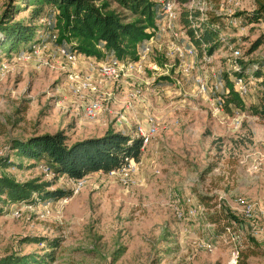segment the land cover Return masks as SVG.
Listing matches in <instances>:
<instances>
[{
  "label": "rangeland",
  "instance_id": "obj_1",
  "mask_svg": "<svg viewBox=\"0 0 264 264\" xmlns=\"http://www.w3.org/2000/svg\"><path fill=\"white\" fill-rule=\"evenodd\" d=\"M173 1L179 20L172 28L178 37L186 32L181 20L185 11L226 2ZM241 2L243 9L236 10V15L251 13L256 6L255 0ZM8 3L10 0H0V17ZM12 3L19 7L13 19L33 20L32 6ZM34 23L44 25L42 20ZM221 23L225 39L242 50V61L264 70V39L253 49L254 42L264 36V16L258 22L245 20L238 27ZM42 30L41 42H46L47 28ZM171 39L169 29L156 31L148 42L144 69L123 72L117 79L102 77L97 64L87 58L74 64L38 67L33 59L13 61L0 56V60L8 59L10 66L0 72V150L16 164L6 172L20 181L55 178L50 188L69 190L72 185L66 176H55L45 166L16 155L9 147L14 138L61 129L71 142L102 135L106 123L121 129L115 124L118 112H125L129 119L134 113V122L148 116L157 121V133L143 148L131 181L124 182L115 174L92 173L86 176L85 187L72 191L66 201L4 207L0 213V257L13 253L45 257L52 252L48 264H230L232 253L238 250L237 264H264V235L258 240L250 237L244 218L234 209V198L243 196L264 211V117L234 107L231 113L226 112L220 102L224 85L220 92H197L196 74L214 70L220 80L224 78L227 46L222 43L209 62L198 58L195 68L185 74L179 67L181 60L168 46ZM48 49L54 51L55 46L49 43ZM47 58L48 53L40 62ZM90 73L96 90L80 98L73 92L74 82ZM261 76L244 100L264 108L263 71ZM95 97L104 99L109 110L96 120H87L82 104ZM101 118L104 122L99 124ZM130 128L133 130L132 124ZM222 202L239 223L229 232L217 234L219 224L209 223L208 216L219 210ZM189 205L204 209L194 217H179L177 211L185 213ZM56 238L59 244L52 246ZM207 243L213 244L211 250L204 246Z\"/></svg>",
  "mask_w": 264,
  "mask_h": 264
},
{
  "label": "trees",
  "instance_id": "obj_2",
  "mask_svg": "<svg viewBox=\"0 0 264 264\" xmlns=\"http://www.w3.org/2000/svg\"><path fill=\"white\" fill-rule=\"evenodd\" d=\"M13 1H22L32 6L30 16L33 20L25 22L22 19H13L15 10L19 9ZM255 5L251 13L243 14L248 23L258 22L264 16V0H255ZM198 15V12L192 15L193 20L202 27L198 37L190 27L191 21L187 11L182 14L181 20L195 46L201 51L202 45H206V51L211 55L222 44L218 40L217 31L209 25L217 21V17L211 15L207 22H198L195 19ZM46 17L54 20L47 31L56 30V44H68L76 52L97 60L109 56L120 60H136L139 46L154 35L159 25L158 7L153 0H10L0 17V56L10 57L12 54L27 51L33 43H40L43 38H39L38 32L46 26L40 27L34 20ZM263 39L264 36L257 39L253 49L260 45ZM158 62L162 65V62ZM244 65L250 66L247 63ZM257 66L254 74L259 76L264 70L262 66ZM223 79L228 91L221 95L220 102L226 112L231 113L234 107L264 117V108L255 102L246 104L233 90L228 73ZM9 147L16 155L41 164L53 175L62 174L69 180L96 172L108 174L117 171L123 168L129 159L138 162L143 152L140 138L113 129H107L99 136L73 142L63 129L53 133L32 134L27 138L12 139ZM15 165L8 153L0 156V213L4 207L24 203L56 202L72 193L71 188H50L55 178L42 180L40 177H34L20 181L6 172V169ZM201 199L205 202L203 197ZM208 221L219 224L217 234L224 232L226 226L239 223L236 214L226 207L224 202L219 210L208 216ZM219 222L224 223L220 225ZM58 244V238L51 243L52 246ZM48 259H52V252L46 253L45 257L13 253L0 257V264H48Z\"/></svg>",
  "mask_w": 264,
  "mask_h": 264
},
{
  "label": "built area",
  "instance_id": "obj_3",
  "mask_svg": "<svg viewBox=\"0 0 264 264\" xmlns=\"http://www.w3.org/2000/svg\"><path fill=\"white\" fill-rule=\"evenodd\" d=\"M154 1V0H153ZM158 7L159 14V25L157 30L167 28L172 34V39L169 41V48L177 55L181 60L179 67L181 71L185 74H189L196 65L197 59L201 58L204 62H209L210 57L206 51V45H202L201 51L195 46L191 41L187 28L186 32H181L180 37L178 33L172 28V24L179 20V13L176 10L173 0H155ZM215 7H208L207 9L197 8L195 10L190 9L188 11V19L191 21L190 27L193 28L195 36L198 37L202 27L195 20H193L192 15L195 12H198L199 15L195 17L198 22H207L208 18L213 15L217 17V21L209 25L214 28L218 33V40L223 43V46H227L229 54L226 56V64L228 66L227 73L229 79L232 83L233 90L239 94L243 99L249 97L252 92L255 90L257 82L261 81V75L256 76L254 71L258 69L257 64H251L250 66H245L243 63L244 55L242 50L233 43H229L224 34L220 30L221 22L224 21L226 27L241 26L245 22V16L243 14L236 15V10H242L241 0H226L225 4L223 2L217 3ZM253 11V10H252ZM44 26L49 28L52 26L54 20L52 18L42 19ZM208 26V25H207ZM45 33V32H44ZM43 30L39 32V38L43 37ZM49 40L46 42L33 43L30 48L18 54H12L10 58L14 60H36L37 66L45 64L48 67H54V65H64L65 64H74L78 59L89 58L90 56H84L75 50L71 49L68 44H56L55 39L57 37L56 30L52 29L47 31ZM45 35V34H44ZM153 38V36L143 42L137 51L136 60H120L113 56H109L107 59L97 60L96 58L91 59V63L97 64L98 73L104 78L117 79L123 72H132V71H141L145 67V61L148 59V54L150 52V46L148 42ZM52 43L55 46L54 51L47 52L48 44ZM48 53V58L45 63H41V57ZM8 59L0 60V72L6 71L9 66L7 64ZM10 67V66H9ZM223 80V81H222ZM220 80L218 75L213 70L211 72H204L196 74L194 76V84L197 92L201 95L210 93V92H220L222 86L225 87L224 79ZM96 82L93 81L92 74H86L82 79L76 80L73 85V92L78 95L80 98L84 97L86 93L93 94L96 90ZM227 88L225 87L224 93H227ZM104 100V99H103ZM100 97L91 98L88 101L82 104V114L83 117L87 120H96L105 110H109ZM115 124L120 126H130L132 124L133 130L131 135L132 137L140 138L142 141V149L145 148L152 140L153 136L157 133V121L153 116L146 117L145 120H135L134 123L131 122L129 117L125 112H118L115 114ZM5 153L3 150H0V156H3ZM139 169L138 162L134 159H129L128 163L121 169L117 171H111L108 174H115L121 177V180L124 182H129L132 180V176L137 173ZM72 182L71 189L73 192H78L87 184L86 176L79 179L70 180ZM66 201V198L62 199ZM188 202L191 199H187ZM234 207L235 211L241 214L244 218L246 225L245 229L247 234L252 238H261L264 235V211L262 207L243 196H237L234 198ZM220 206V204H219ZM203 207H193L189 205L188 208L184 211H177L179 217L183 215H188L194 217L197 213H201ZM232 226H226L228 232L231 230ZM207 250L213 248L212 243H207L204 245ZM239 251L235 250L232 253V258L230 264H237Z\"/></svg>",
  "mask_w": 264,
  "mask_h": 264
},
{
  "label": "crops",
  "instance_id": "obj_4",
  "mask_svg": "<svg viewBox=\"0 0 264 264\" xmlns=\"http://www.w3.org/2000/svg\"><path fill=\"white\" fill-rule=\"evenodd\" d=\"M91 59H94V57H89L88 58V60H91ZM102 92V91H101ZM87 94H89V93H87ZM93 95V94H92ZM69 99H70V97H69ZM135 114L133 113H131V116H130V119H131V122H134V118H135ZM101 119H103L102 121H99L98 123L99 124H101L102 122H104V118H101ZM105 125V124H104ZM103 124H102V126H104ZM113 129V130H115L110 124H107L106 123V129H105V131L107 130V129ZM120 128V127H119ZM121 131L123 130V131H126V132H124V133H127V134H130V135H133V133H132V129L130 128V126H122L121 127V129H120ZM120 130H115V131H120ZM100 134H97L96 136H99ZM89 137V136H88ZM91 137V136H90ZM96 173H99V172H96Z\"/></svg>",
  "mask_w": 264,
  "mask_h": 264
}]
</instances>
